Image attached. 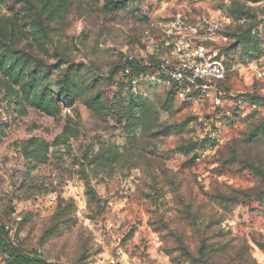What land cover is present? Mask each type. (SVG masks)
<instances>
[{
  "label": "rangeland",
  "instance_id": "rangeland-1",
  "mask_svg": "<svg viewBox=\"0 0 264 264\" xmlns=\"http://www.w3.org/2000/svg\"><path fill=\"white\" fill-rule=\"evenodd\" d=\"M177 15L231 20L217 100L157 80ZM256 69L264 0H0V226L54 264H264Z\"/></svg>",
  "mask_w": 264,
  "mask_h": 264
},
{
  "label": "built area",
  "instance_id": "built-area-1",
  "mask_svg": "<svg viewBox=\"0 0 264 264\" xmlns=\"http://www.w3.org/2000/svg\"><path fill=\"white\" fill-rule=\"evenodd\" d=\"M230 25L227 16H211L196 24L185 23L180 15L171 19L168 32L173 40L166 44L170 57L159 68L161 76L157 80L181 96L217 100L219 82L229 72L219 51L227 41L224 31ZM256 71L259 77L264 76V70Z\"/></svg>",
  "mask_w": 264,
  "mask_h": 264
},
{
  "label": "trees",
  "instance_id": "trees-1",
  "mask_svg": "<svg viewBox=\"0 0 264 264\" xmlns=\"http://www.w3.org/2000/svg\"><path fill=\"white\" fill-rule=\"evenodd\" d=\"M227 30L228 28L224 31V34L227 35V41L223 43V45L221 46L219 55L223 56L226 65L229 67V64L225 58V52L228 48L227 43L229 41ZM141 66L144 67V65L140 63L139 64L137 63L136 65L132 64L133 69L137 71V73L135 74L136 76H138V74L141 72L142 69ZM228 74L229 72L227 73L226 77L219 82L220 89L222 84L227 81ZM171 90H173V88L169 89V91ZM196 96L198 95H193L192 97L194 98ZM38 101L40 105H43V101L41 99ZM0 252L3 256L4 264H54L53 262L48 261L37 251L34 250L25 251L21 249L19 246L13 244L9 239L4 226H0Z\"/></svg>",
  "mask_w": 264,
  "mask_h": 264
}]
</instances>
